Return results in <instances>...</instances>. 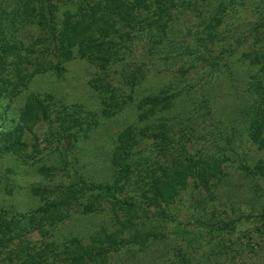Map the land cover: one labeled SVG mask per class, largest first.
<instances>
[{
  "label": "trees",
  "instance_id": "16d2710c",
  "mask_svg": "<svg viewBox=\"0 0 264 264\" xmlns=\"http://www.w3.org/2000/svg\"><path fill=\"white\" fill-rule=\"evenodd\" d=\"M225 8L221 0H0V157L14 156L21 167L33 157L22 135L41 120L56 123L51 100L28 96L16 113L12 106L33 76L63 71L71 60L96 68L88 83L101 94L100 116L137 111L114 135L99 172L63 166L64 151H57L61 167L35 164L42 177L59 170L65 178L54 193L28 187L43 200L33 211L0 207V264H212V257L226 261L241 239L263 251L264 156L252 160L249 149L264 151V0H231L229 36L221 34ZM150 66L172 78L199 68L209 80L199 96L170 84L137 96ZM220 86L219 100L229 105L216 106ZM58 116L54 134L76 142L75 132L95 117L80 105ZM228 175L240 186L255 181L253 190L241 193ZM181 193H190L195 213L174 209ZM229 194L263 203L246 214L231 205L228 214ZM106 206L110 225L52 239L49 229L73 210L83 216ZM248 220L253 227L238 231Z\"/></svg>",
  "mask_w": 264,
  "mask_h": 264
},
{
  "label": "rangeland",
  "instance_id": "374dc122",
  "mask_svg": "<svg viewBox=\"0 0 264 264\" xmlns=\"http://www.w3.org/2000/svg\"><path fill=\"white\" fill-rule=\"evenodd\" d=\"M221 1L223 2V6L227 5L225 13L229 15V17L224 20V25H221V34L229 36L231 35V12L228 13L227 11L231 8V0ZM139 48L140 45L137 44L130 49L132 52H138ZM154 65H157L156 62ZM159 69L160 67L152 68L150 66L149 71H145L144 81L137 88V96L151 94L153 93V89L157 86L165 84H170L171 86L177 85L181 89L190 88L193 94L199 96L204 89L203 87L201 92H199L201 86H205V83L209 80V74H206L207 70L202 72L199 68L189 72L182 78L176 75L172 78V74H166L164 70L159 71ZM97 75L98 72L92 64L85 60L74 59L64 64L63 71L44 72L33 76L29 80L26 90L15 100L12 106L13 113L18 112L19 107L28 96H37L40 99H44L46 103L47 100H51V117L55 116L58 120L60 118L58 115L63 108L72 107L74 105H80L83 109L92 111L95 117H93L91 125H89L84 132H82L83 130L75 132L78 138L77 142L74 139H58V135L54 134L58 125V120H56L54 124L41 120L32 126L30 131H24L22 140L27 143L25 153L33 155V157L26 158L23 167L18 165L19 161H16L14 156L0 157V207L20 211L35 210L43 203V200L38 196L36 197L30 194L28 187L31 185L37 184L42 187L50 186L49 191L54 193L57 190L56 186L58 185L59 178H65L62 176V171L58 170L55 172L56 176L53 177H42L35 172V164L42 163V161L45 160L46 165L54 164L56 167H61V164L58 163V152L60 151H64L67 158V164L63 166H71L73 169L81 172V174L83 173L90 176L89 171L95 169V171H97L102 167V163L106 160V156L110 150V143L114 135L124 126L135 122L137 119V111L134 107H128L120 113L108 118L100 116L99 111L102 107L101 94L97 88L94 90L88 83ZM115 75L117 76V74ZM113 84L116 85V80H113ZM222 89L221 86L217 89L218 98L216 99V106L220 101L219 98L223 95ZM223 101H220V105H224L225 103L229 105L227 100ZM8 119H10V117ZM201 130L206 133H210L211 131L207 126L201 127ZM200 143L202 144V142ZM32 144L37 146V149L40 151L38 155L31 152ZM205 146L210 147L211 145L205 143ZM220 147L224 146L220 144ZM242 149L247 152V146ZM249 155L252 160L260 159L264 156V151H256L254 148H251L249 149ZM227 170L229 171L230 169ZM94 177H96V174ZM226 178L230 180V183L241 188V193H243L247 187L253 190L252 185L255 181L245 182V184L240 186L241 180L236 181L235 179H231V175H228ZM189 195L190 193L186 195L185 193L180 194L181 199L174 207L176 211H181L182 209L183 213L186 212V210L195 213L196 207L195 204L192 203L193 199L189 198ZM247 196L238 194L235 196L231 194L228 196L224 195V198L227 200V204L224 206L226 208L220 207L215 203L217 215L223 217L221 214L222 209L228 210L231 205L235 209L236 214H246L250 212L253 207L258 209L259 205L263 203V201L255 196ZM191 207L194 208V211H191ZM109 210V206H106L103 210L99 208L95 213H87L83 216L73 210L71 212V220H65L63 223L56 224L54 227L50 228V235L52 239H55L66 236L69 232H73L78 236L84 234V232H94L103 224H105L104 226L110 225V217L107 216L110 213ZM119 212L120 211L117 213L119 214ZM227 212L228 214L230 213L229 210ZM187 215L188 214L181 216V221H185L189 217ZM252 227L253 221L248 220L247 222L238 224L237 230L244 231ZM29 238L31 240L39 239L37 235L34 234L30 235ZM182 241L183 243L184 241L186 242L184 238ZM255 246L256 247L253 246L255 252H252V250L246 248L247 243H245V240L241 239L236 250L229 252L226 261L221 260L223 262L221 263L220 260H215L216 258L212 257V264H264V249L261 252L257 248L258 245ZM250 247L252 248V245ZM255 255H258L259 258L254 259ZM170 262L167 264H171Z\"/></svg>",
  "mask_w": 264,
  "mask_h": 264
}]
</instances>
